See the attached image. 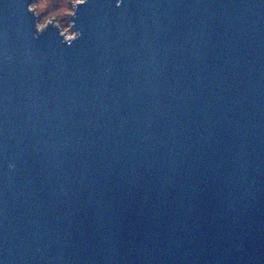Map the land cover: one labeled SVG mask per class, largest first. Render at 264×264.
<instances>
[{"label":"water","instance_id":"1","mask_svg":"<svg viewBox=\"0 0 264 264\" xmlns=\"http://www.w3.org/2000/svg\"><path fill=\"white\" fill-rule=\"evenodd\" d=\"M70 22L0 0V264H264V0Z\"/></svg>","mask_w":264,"mask_h":264},{"label":"rangeland","instance_id":"2","mask_svg":"<svg viewBox=\"0 0 264 264\" xmlns=\"http://www.w3.org/2000/svg\"><path fill=\"white\" fill-rule=\"evenodd\" d=\"M77 1L79 0H32V5L37 11L38 26L44 27L47 22L52 21L61 34L71 38L74 31L71 27L70 15Z\"/></svg>","mask_w":264,"mask_h":264}]
</instances>
